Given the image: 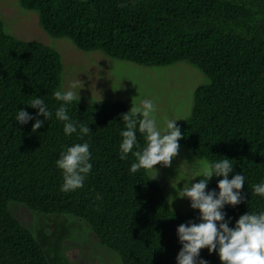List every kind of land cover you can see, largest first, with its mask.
<instances>
[{
  "label": "trees",
  "instance_id": "trees-1",
  "mask_svg": "<svg viewBox=\"0 0 264 264\" xmlns=\"http://www.w3.org/2000/svg\"><path fill=\"white\" fill-rule=\"evenodd\" d=\"M38 14L50 36L67 37L80 50H101L146 66L185 60L208 77L194 90L191 113L178 123L179 141L208 162L232 159L246 177L245 202L227 205L233 220L264 211V196L252 191L264 180V0H20ZM60 54L7 33L0 18V264H50L34 234L9 210L17 201L43 214H71L89 225L99 243L122 264H176L182 247L176 228L198 219L199 210L178 211L146 169L130 171L131 153L120 159L123 101L68 105L73 120L88 124L82 138L66 136L55 116ZM43 96L53 116L32 131L33 121H15L19 108ZM43 119V116L38 117ZM141 146L145 144L137 131ZM89 142L93 168L84 187L62 192L55 161L66 145ZM136 149L134 148L133 151ZM213 177L209 189L217 188ZM218 191V189H217ZM101 199H97V197ZM200 255L222 264L207 248Z\"/></svg>",
  "mask_w": 264,
  "mask_h": 264
},
{
  "label": "rangeland",
  "instance_id": "rangeland-1",
  "mask_svg": "<svg viewBox=\"0 0 264 264\" xmlns=\"http://www.w3.org/2000/svg\"><path fill=\"white\" fill-rule=\"evenodd\" d=\"M0 18L7 33L21 40L41 42L60 54L59 91L71 89L76 93V100L86 103L123 101L129 110L141 107L142 100L151 99L155 105L153 115L160 128L165 126L166 119H178L180 123L188 118L195 88L208 83V77L185 60L146 66L109 57L101 50H80L67 37L48 35L39 25L37 12L24 9L20 0H0ZM179 144L178 155L173 157L171 166L157 164L154 166L157 173L155 169L147 172L163 188L173 209L193 211L189 199L180 198L177 192L179 188L190 187L192 176L208 161L193 154L180 141ZM202 178L197 176L192 182ZM177 180L182 181L177 184ZM8 207L34 234L50 264H122L118 253L101 245L83 220L71 214H43L13 200ZM234 223L232 219L229 226Z\"/></svg>",
  "mask_w": 264,
  "mask_h": 264
},
{
  "label": "clouds",
  "instance_id": "clouds-1",
  "mask_svg": "<svg viewBox=\"0 0 264 264\" xmlns=\"http://www.w3.org/2000/svg\"><path fill=\"white\" fill-rule=\"evenodd\" d=\"M54 96L57 101L63 102L56 108L55 116L63 122L64 134L71 136L77 133L81 138L88 135L91 132L88 124L73 120L68 112V105L77 98L76 93L69 89L56 91ZM26 105L38 111L33 115L25 108H19L15 121L25 125L34 120L33 132L43 127L45 121L53 116L43 96H34ZM141 105L131 107L122 115L125 128L120 132L122 140L119 154L121 160L128 159L129 153L135 156L136 161L130 167L132 173L141 168L155 169L157 164L171 166L173 157L179 152V140L184 135L177 123L178 119H166L164 127L157 126L156 117L153 115L155 105L151 99L142 100ZM40 116L43 119H39ZM137 131L144 137L143 146L137 139ZM90 148V143L85 141L66 145L61 151L55 163L63 171L64 182L60 189L62 192L84 187L93 168ZM155 170L157 173V169ZM233 172V160L227 157L206 162L192 176L190 187L179 188L178 196L189 199L190 207L199 210V215L198 219L181 223L176 228L179 243L182 245L176 256V264H209L200 255L203 248H207L209 254L216 252L222 264H264V211H247L235 220L233 226H229L233 218L228 216L225 206H236L247 200L242 191L246 177L243 173H236L229 178ZM197 176L203 178L192 182ZM213 177L222 178L217 180L216 189H208ZM180 181L182 180H177V184ZM252 191L256 195L264 196V180L254 184ZM97 199L101 197L98 196Z\"/></svg>",
  "mask_w": 264,
  "mask_h": 264
}]
</instances>
